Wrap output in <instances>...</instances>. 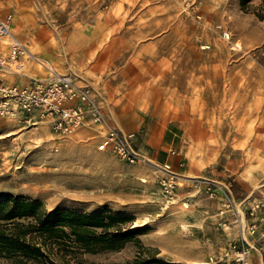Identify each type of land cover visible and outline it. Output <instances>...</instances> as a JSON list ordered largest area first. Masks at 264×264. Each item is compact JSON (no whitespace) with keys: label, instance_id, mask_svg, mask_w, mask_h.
Here are the masks:
<instances>
[{"label":"rangeland","instance_id":"rangeland-1","mask_svg":"<svg viewBox=\"0 0 264 264\" xmlns=\"http://www.w3.org/2000/svg\"><path fill=\"white\" fill-rule=\"evenodd\" d=\"M257 5L0 0V13L12 15V32L32 55L92 87L112 125L131 129L145 119L143 134L157 115L180 113L186 127L177 152H169L179 161L169 163L176 184L168 197L160 173L99 150L92 128L59 137L43 122L0 115V200L23 197L41 201L48 212L114 216L96 236L120 231L117 249L97 244L91 252L57 242L40 263L0 256V264H232L231 247L247 231L243 199L234 198V212L219 198L214 211L191 200L210 181L225 188L254 176L263 179L254 190L264 184V19L256 16ZM0 52L6 51L0 46ZM23 63L21 72L0 67V79L48 75L33 59ZM220 155L222 165L236 160L225 178L211 170ZM130 228L134 235L121 236Z\"/></svg>","mask_w":264,"mask_h":264},{"label":"built area","instance_id":"built-area-1","mask_svg":"<svg viewBox=\"0 0 264 264\" xmlns=\"http://www.w3.org/2000/svg\"><path fill=\"white\" fill-rule=\"evenodd\" d=\"M223 36L228 33L223 31ZM0 45L5 53L0 52V67L11 68L21 72L24 59H33L39 66L43 63L34 57L28 46L12 32V15L0 13ZM48 73L44 77H32L27 84L18 85L0 79V115L20 114L24 122L37 124L43 122L51 132L59 137L68 136L82 128H95L100 135L99 150H109L119 159L130 164L151 165L160 173L158 184L166 196L171 197L175 187L176 175L170 165H158L135 145L136 134L124 132L112 125L101 102L96 98L94 90L89 85H78L70 75L56 73L51 65L43 67ZM172 155L175 151L171 152ZM212 185L213 187H210ZM206 192L213 198H219L222 207L233 211L235 203L231 187H221L218 182L210 181ZM243 204V201H242ZM255 205L254 208H260ZM254 208L247 212L248 217H254ZM234 212V211H233ZM255 222L247 226L250 234L255 232ZM238 225L241 226L240 220ZM242 242L231 247L232 264H248L249 243Z\"/></svg>","mask_w":264,"mask_h":264},{"label":"trees","instance_id":"trees-1","mask_svg":"<svg viewBox=\"0 0 264 264\" xmlns=\"http://www.w3.org/2000/svg\"><path fill=\"white\" fill-rule=\"evenodd\" d=\"M242 8L254 0H239ZM256 1V0H255ZM256 16L264 19V0H257ZM114 216L88 214L71 210L48 212L44 204L23 197L0 200V256L40 263L46 259L52 244L76 243L86 251L100 248L117 249L120 231L96 236V229L109 227L106 219ZM135 228L123 235H134ZM67 240V241H66Z\"/></svg>","mask_w":264,"mask_h":264},{"label":"crops","instance_id":"crops-1","mask_svg":"<svg viewBox=\"0 0 264 264\" xmlns=\"http://www.w3.org/2000/svg\"><path fill=\"white\" fill-rule=\"evenodd\" d=\"M28 81L29 80L26 82L7 80L9 83H16L18 85L27 84ZM103 110L105 114L108 113L107 109ZM183 121L184 118L181 117L180 113H171L168 118L164 117V115L161 113L155 118H152L151 123L153 125L151 124L146 126L147 128L145 127L143 134L139 133V130L145 125V119L141 121L139 120V122L135 123L134 127L131 129L118 128L124 132L135 133L136 147L143 151L152 162L158 165L170 163L174 167V164H178L179 156H171L169 152L170 150L171 152H177L175 148L178 147L177 145L180 146L181 144V137H183V131L186 129V127H184ZM86 129L89 128L81 129V133H89ZM93 130L98 133L97 139L100 142L101 139L98 130L95 128ZM221 157V155L218 157L215 163L216 166L212 165L211 170L212 172H216L221 178H225L224 174L228 175V172L231 173V171L236 168V160H227L225 165H222L223 163H221ZM247 178L233 180V183L229 185L231 186V193L233 197L238 200L243 199L242 201L244 203L245 213L246 211L248 212L250 209H253L255 205H261V207L258 209L254 208V217L250 218L247 215L245 216V225L249 226V224L255 222L256 227L253 234L245 231L243 237L246 242L249 243L250 247L248 264H264V184L262 187L254 190V184H260L263 179L261 177L251 176L252 182H245L244 180ZM191 202L192 205H196L207 211H214L218 207L217 202L213 199V197L208 195L205 190L201 191V193L192 199Z\"/></svg>","mask_w":264,"mask_h":264},{"label":"bare ground","instance_id":"bare-ground-1","mask_svg":"<svg viewBox=\"0 0 264 264\" xmlns=\"http://www.w3.org/2000/svg\"><path fill=\"white\" fill-rule=\"evenodd\" d=\"M27 59H28V58H25L24 61L26 62ZM39 62L43 63V64L41 65V67H45L46 65H51L50 63H48V62H46V61H45V63H44V62H42V61L39 60ZM240 205H241V204H240ZM184 206L187 207L188 204H187V203H184Z\"/></svg>","mask_w":264,"mask_h":264}]
</instances>
